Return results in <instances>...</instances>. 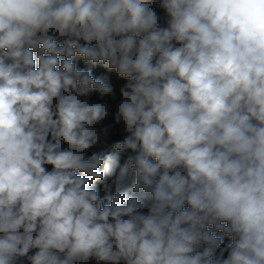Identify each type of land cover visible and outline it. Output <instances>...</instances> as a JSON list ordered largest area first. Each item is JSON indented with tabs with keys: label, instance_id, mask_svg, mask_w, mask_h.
Masks as SVG:
<instances>
[{
	"label": "clouds",
	"instance_id": "obj_1",
	"mask_svg": "<svg viewBox=\"0 0 264 264\" xmlns=\"http://www.w3.org/2000/svg\"><path fill=\"white\" fill-rule=\"evenodd\" d=\"M0 264H264V0H0Z\"/></svg>",
	"mask_w": 264,
	"mask_h": 264
}]
</instances>
